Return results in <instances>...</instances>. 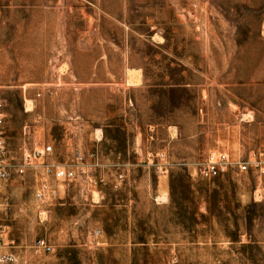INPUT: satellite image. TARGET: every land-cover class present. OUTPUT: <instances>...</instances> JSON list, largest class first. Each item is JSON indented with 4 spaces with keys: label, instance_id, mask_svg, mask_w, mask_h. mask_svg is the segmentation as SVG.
<instances>
[{
    "label": "rangeland",
    "instance_id": "1",
    "mask_svg": "<svg viewBox=\"0 0 264 264\" xmlns=\"http://www.w3.org/2000/svg\"><path fill=\"white\" fill-rule=\"evenodd\" d=\"M0 264H264V0H0Z\"/></svg>",
    "mask_w": 264,
    "mask_h": 264
},
{
    "label": "built area",
    "instance_id": "2",
    "mask_svg": "<svg viewBox=\"0 0 264 264\" xmlns=\"http://www.w3.org/2000/svg\"><path fill=\"white\" fill-rule=\"evenodd\" d=\"M50 149H51L50 147L45 149L48 152V154L51 151ZM45 150L42 148L41 150H38L39 152H37V153L44 156V155H46ZM208 160H209V163L207 161L206 166L203 167L201 171H203V174L205 176L213 178V177L218 176L219 174H221L225 170V167L222 165L227 163L228 158H227V156H225V154H223L221 156H214V155L211 156L210 155ZM237 168H238L239 172H245L248 169V164L247 163H242V164L238 163ZM20 172H22V170H20ZM71 176H72V174H71Z\"/></svg>",
    "mask_w": 264,
    "mask_h": 264
}]
</instances>
